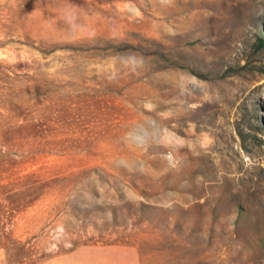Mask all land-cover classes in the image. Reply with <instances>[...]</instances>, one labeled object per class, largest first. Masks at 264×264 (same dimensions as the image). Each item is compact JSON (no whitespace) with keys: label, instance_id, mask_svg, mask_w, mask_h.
I'll return each instance as SVG.
<instances>
[{"label":"rangeland","instance_id":"obj_1","mask_svg":"<svg viewBox=\"0 0 264 264\" xmlns=\"http://www.w3.org/2000/svg\"><path fill=\"white\" fill-rule=\"evenodd\" d=\"M35 180L0 232L41 264H264V0H0V185Z\"/></svg>","mask_w":264,"mask_h":264},{"label":"trees","instance_id":"obj_2","mask_svg":"<svg viewBox=\"0 0 264 264\" xmlns=\"http://www.w3.org/2000/svg\"><path fill=\"white\" fill-rule=\"evenodd\" d=\"M16 185L13 183H9L5 186L0 185V204L6 203L7 206H3L0 209V225L3 229L6 225H8L15 212L17 211V207L20 205H23L25 200L28 198V203H34L36 202L43 191V186L39 182V180H35L31 183V187H29L26 191H20L12 193L14 190L13 188ZM19 187V186H18ZM27 193V194H26ZM7 207V208H6ZM10 241V235L6 232H3V230L0 232V246L5 249V254L7 257V260L10 263H17V264H41L42 257L39 258H31V254L28 252H25L23 249L17 250L14 252L12 250V247H9L7 243Z\"/></svg>","mask_w":264,"mask_h":264}]
</instances>
